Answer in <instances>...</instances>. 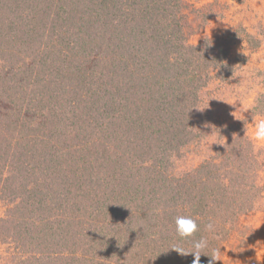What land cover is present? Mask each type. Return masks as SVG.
Here are the masks:
<instances>
[{"label":"trees","instance_id":"16d2710c","mask_svg":"<svg viewBox=\"0 0 264 264\" xmlns=\"http://www.w3.org/2000/svg\"><path fill=\"white\" fill-rule=\"evenodd\" d=\"M262 41L241 26L191 44L183 0H0L1 258L192 264L173 245L201 236L203 254L222 249L264 209V161L244 124L196 116ZM252 114L264 115V82ZM211 140L210 156L179 173ZM177 215L197 219L192 238L175 235Z\"/></svg>","mask_w":264,"mask_h":264},{"label":"rangeland","instance_id":"374dc122","mask_svg":"<svg viewBox=\"0 0 264 264\" xmlns=\"http://www.w3.org/2000/svg\"><path fill=\"white\" fill-rule=\"evenodd\" d=\"M183 1L185 32L191 44H201L206 38H217L229 29L241 26L250 33L263 35L260 48L250 53L249 63L241 79L230 87L212 86L205 94L203 108L198 112L196 120L203 118L244 124L256 151L264 161V143H257L252 137L257 117L252 114V107L264 82V0ZM242 47L243 44L238 40L233 46V53L242 52ZM212 147L211 140L189 148L177 162L178 172L195 169L210 156ZM4 212L0 204V217ZM221 250L222 264H264V209L243 215ZM0 264L10 263L0 256Z\"/></svg>","mask_w":264,"mask_h":264},{"label":"clouds","instance_id":"9594fccd","mask_svg":"<svg viewBox=\"0 0 264 264\" xmlns=\"http://www.w3.org/2000/svg\"><path fill=\"white\" fill-rule=\"evenodd\" d=\"M253 139L257 143H264V115H257L254 123V132L252 134ZM174 229L175 235L180 241L188 240L199 231V225L197 219L190 215H177L174 217ZM205 231L212 234L213 238L219 239L216 233V224L209 219V222L205 225ZM176 252L181 255H192L194 257L192 264H200V258L202 255L209 258L208 264H222L221 254L222 250L219 247L211 248L210 255L203 254L209 249V238L207 236H201L199 239L192 240L191 247L185 249L179 245H173Z\"/></svg>","mask_w":264,"mask_h":264}]
</instances>
